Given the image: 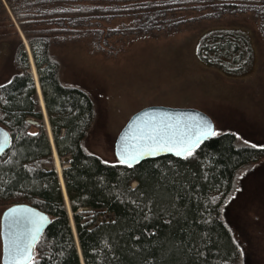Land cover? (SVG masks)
Returning a JSON list of instances; mask_svg holds the SVG:
<instances>
[{"label":"trees","instance_id":"1","mask_svg":"<svg viewBox=\"0 0 264 264\" xmlns=\"http://www.w3.org/2000/svg\"><path fill=\"white\" fill-rule=\"evenodd\" d=\"M4 1L16 13L27 0ZM92 7L57 13L99 15L101 9ZM27 41L67 196L65 201L21 47L14 57L17 70L0 84V125L10 136L0 156V204L26 203L50 218L28 264H241L221 207L237 171L264 149L222 131L184 158L163 155L133 167L106 162L83 146L94 118L91 96L60 80L46 35ZM197 49L203 64L228 76L244 73V57L250 61L254 52L242 27L208 29Z\"/></svg>","mask_w":264,"mask_h":264},{"label":"rangeland","instance_id":"2","mask_svg":"<svg viewBox=\"0 0 264 264\" xmlns=\"http://www.w3.org/2000/svg\"><path fill=\"white\" fill-rule=\"evenodd\" d=\"M24 4L15 13L2 0L0 84L17 70L15 52L22 47L47 131L27 41L40 33L48 37L60 64V80L84 89L93 100L94 118L83 146L102 160L117 161L116 135L134 112L149 105L199 109L211 118L214 134L231 131L240 144L264 145V0H27ZM91 6L101 9L99 15L57 13ZM216 27H242L249 33L254 52L250 61L244 57L248 67L244 73L222 74L220 67L205 65L198 56L200 35ZM49 143L57 174L62 166L58 159L56 166L50 138ZM6 207L0 204V225ZM221 216L238 244L240 263L264 264V151L237 171ZM1 254L0 236V264Z\"/></svg>","mask_w":264,"mask_h":264},{"label":"water","instance_id":"3","mask_svg":"<svg viewBox=\"0 0 264 264\" xmlns=\"http://www.w3.org/2000/svg\"><path fill=\"white\" fill-rule=\"evenodd\" d=\"M35 82L39 87L37 79ZM28 121L37 123L30 118ZM212 136L213 122L199 109L149 105L134 112L120 129L114 141V154L117 161L127 167L163 155L184 158ZM9 145V133L0 125V156ZM261 148L264 149V145ZM57 178L67 201L61 171L57 173ZM49 222L46 213L29 204L18 203L6 207L0 225L1 264H28L34 246Z\"/></svg>","mask_w":264,"mask_h":264},{"label":"bare ground","instance_id":"4","mask_svg":"<svg viewBox=\"0 0 264 264\" xmlns=\"http://www.w3.org/2000/svg\"><path fill=\"white\" fill-rule=\"evenodd\" d=\"M31 57V56H30ZM37 89H38V87H37ZM39 90V89H38ZM53 153H54V158H55V163H56V166L58 167V162H57V156H56V153H55V150H54V148H53Z\"/></svg>","mask_w":264,"mask_h":264},{"label":"crops","instance_id":"5","mask_svg":"<svg viewBox=\"0 0 264 264\" xmlns=\"http://www.w3.org/2000/svg\"><path fill=\"white\" fill-rule=\"evenodd\" d=\"M37 87H38V85H37ZM38 89H39V87H38ZM39 91V90H38ZM48 132V136H49V138L51 139V141H52V138H51V134H50V131H47Z\"/></svg>","mask_w":264,"mask_h":264}]
</instances>
